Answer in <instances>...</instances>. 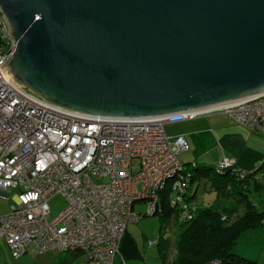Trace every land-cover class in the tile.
I'll return each instance as SVG.
<instances>
[{
  "label": "water",
  "instance_id": "water-1",
  "mask_svg": "<svg viewBox=\"0 0 264 264\" xmlns=\"http://www.w3.org/2000/svg\"><path fill=\"white\" fill-rule=\"evenodd\" d=\"M2 66L75 116L156 120L264 96V0H0Z\"/></svg>",
  "mask_w": 264,
  "mask_h": 264
},
{
  "label": "built area",
  "instance_id": "built-area-1",
  "mask_svg": "<svg viewBox=\"0 0 264 264\" xmlns=\"http://www.w3.org/2000/svg\"><path fill=\"white\" fill-rule=\"evenodd\" d=\"M1 40L0 197L14 190L18 194L10 212L0 217V238L13 259L76 251L84 255V264H113L126 228L159 214L166 192L179 221H191L188 168L195 165L178 160L189 145L182 136H167L165 125L222 114L264 137V96L204 114L156 120H102L56 110L6 79L1 70L15 43L4 31ZM215 167L218 175L230 171L238 181L257 173L240 170L227 158ZM56 195L64 197L66 207L49 220L48 201ZM136 203L146 204L144 215L135 211Z\"/></svg>",
  "mask_w": 264,
  "mask_h": 264
},
{
  "label": "crops",
  "instance_id": "crops-1",
  "mask_svg": "<svg viewBox=\"0 0 264 264\" xmlns=\"http://www.w3.org/2000/svg\"><path fill=\"white\" fill-rule=\"evenodd\" d=\"M176 136H182L189 145V150L185 153H189L191 161L182 162L183 164L214 168L219 161L227 158L234 161L240 170L245 172L257 171L255 175L249 177L250 179L246 184L247 190L250 188V180L255 191L261 188V186L257 187L256 181L258 179L256 175L258 173L264 174L263 136L250 132L222 114L203 115L193 120L174 124V137ZM185 153H182V155ZM200 182L201 180L195 179L190 190L191 196L188 198V203L196 199L199 190L197 185ZM253 207L258 211L264 208V206ZM195 208L202 207L195 205ZM232 253L249 261L264 264V224L253 230L243 232L236 240ZM173 255L174 251L170 262ZM37 257L41 258L39 260L41 264L85 263L84 255L76 251L65 253L54 251L34 258ZM142 259L141 250L128 228L120 242V254L114 258L113 264H139ZM141 264L145 263L142 262Z\"/></svg>",
  "mask_w": 264,
  "mask_h": 264
},
{
  "label": "trees",
  "instance_id": "trees-1",
  "mask_svg": "<svg viewBox=\"0 0 264 264\" xmlns=\"http://www.w3.org/2000/svg\"><path fill=\"white\" fill-rule=\"evenodd\" d=\"M2 34L3 30L0 25V47L3 45ZM189 165L191 164L186 166L189 167ZM215 168H188L192 174V184L195 179L207 180L218 196L234 199L236 204L244 207L245 213L229 224L228 213L236 212V206L231 209L228 208L223 213L218 212L213 207L197 209L192 220L181 224L178 228L174 255L170 264H206L213 260H218L221 264H258L233 254L232 248L243 232L253 230L264 224V208L258 211L249 202V196L246 194L247 187L244 188L243 184L246 185L250 178L244 181H236L230 171L218 175ZM259 174H262V177L261 179L257 178V187L261 186V180L264 177L263 173ZM160 209L163 220L174 216L177 221L178 210L169 206V194L167 192L161 196ZM222 217L226 218L225 221L222 220ZM166 243L161 244L159 241L157 243L159 254L162 257L167 255Z\"/></svg>",
  "mask_w": 264,
  "mask_h": 264
},
{
  "label": "rangeland",
  "instance_id": "rangeland-1",
  "mask_svg": "<svg viewBox=\"0 0 264 264\" xmlns=\"http://www.w3.org/2000/svg\"><path fill=\"white\" fill-rule=\"evenodd\" d=\"M164 130L167 136L174 138V124L165 125ZM190 157L191 156L189 155V153H185L183 155H179L178 160L180 162H188L191 161ZM236 181H238V179H236ZM261 182V188L255 191L253 187L254 185L250 180V188L246 191V194H248L249 202L252 206H264V177L262 178ZM243 186L244 188L246 187L245 184H243ZM197 187L199 188V190L197 192L196 199L188 203L189 207L192 208L193 215L197 211L195 205L198 207H213L220 213L226 212L228 208L231 209L236 206V212H227L229 217V224L233 223L238 217L244 215L245 209L242 205L236 204L234 199L232 198L218 196V194L213 189H211L207 180H201L200 184L197 185ZM17 194L18 192L14 190L11 192V195L8 198L0 197V217L5 216L10 212L11 206L14 204L15 196ZM48 206L50 208L48 219L51 220L65 209L66 201L63 196L56 195L48 201ZM134 209L137 213L144 215L146 212V204L136 203ZM177 221L174 216L163 220L162 215L159 213V215L144 217L138 223L131 224L126 228V230L129 228V230L132 232V236L137 242V246L141 250L143 259L139 262V264H141L142 262L145 264L170 263V258L174 251V244L178 228L181 224L187 223L180 222L179 215L177 216ZM165 228L166 231H164ZM148 241H159V243L161 244L167 242L166 257H162L159 254L158 246L154 245L152 247H148ZM23 256V258L20 257L18 259H13L4 240L0 238V264H41L39 261L41 259L40 257L34 258L35 256L28 253Z\"/></svg>",
  "mask_w": 264,
  "mask_h": 264
}]
</instances>
